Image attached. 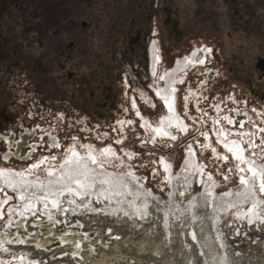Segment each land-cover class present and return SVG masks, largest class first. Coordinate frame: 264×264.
<instances>
[{"label": "flooded vegetation", "instance_id": "obj_1", "mask_svg": "<svg viewBox=\"0 0 264 264\" xmlns=\"http://www.w3.org/2000/svg\"><path fill=\"white\" fill-rule=\"evenodd\" d=\"M210 1L191 0V4L233 6L232 13L219 10L214 14L212 19L218 24L225 18L230 20L231 17H238L241 20L247 16L259 22L257 32L252 30L245 33L247 45L244 47L247 54L254 47H257L258 52L253 53L250 59L248 55L244 58L231 52L229 61L221 62L218 56L221 49L218 37L221 32L219 25L218 28L216 25L213 30L218 43L213 46L217 57L216 64L204 71L202 65L207 59L201 54L204 48L192 50L191 45L187 46L181 59H174L171 68L163 72L160 77L162 83L158 82L155 86L158 62H162V49L157 38L161 34L160 30H166L169 41L173 42L170 45L172 55L177 48L175 52H181V42L188 36V31L180 27L177 19L178 8L175 0H0V145L7 143L10 147H15L8 149L3 158L25 154L30 142L33 143L34 139L43 140L46 136L47 140L41 144L57 149L61 147V143L66 142H61L62 134L74 133L70 136L76 139L78 134L84 133L115 134L121 129L125 131V127L139 131L141 124L137 116L141 118L144 127L148 125L159 136L174 137L172 128L183 127L175 109L176 92L191 70L198 71V75H204L200 81H207L213 75L217 79L218 87L223 83L228 87L230 85V88H240L243 94L259 103L264 110V0L260 2L262 9L259 21L258 17L253 16V8L243 11L242 7L251 6L248 0ZM92 3L103 5L94 11L90 7ZM78 4L85 7L77 9ZM124 4H127L126 10L122 7ZM195 12L192 16L197 19L203 16L204 8L201 7L200 11L197 9ZM119 19H124L128 24L121 25L122 29L115 32L110 23ZM139 20L143 23L140 24ZM239 28L241 26L235 30ZM227 34H231L230 31ZM194 64L197 65L193 66ZM61 83L67 86L63 90L60 89ZM187 85L184 98L186 109L189 97L193 95L192 88L195 87ZM202 85L203 83L196 87V90ZM146 93L149 95L148 99ZM77 96L88 101L96 100L94 114L89 110L88 113L79 111L77 117L70 116L72 111L75 113L77 110L70 107L74 105L71 103L72 99ZM156 96L162 99L167 109V113L158 121L151 122L137 110L136 115H133L130 105L139 110V105L144 100L151 101L149 107L155 111ZM67 106L69 108L64 110ZM58 108H62L64 115L56 114L55 110ZM117 112L119 115L115 118L114 114ZM238 113L239 110L236 109L235 119ZM73 118L79 120V125L75 124ZM230 122L233 123L234 119ZM229 132L224 128L217 131L221 147L214 145L211 138L206 136L204 149L208 146L213 159L218 162L221 160V165L230 159L229 153L235 154V159L240 162V168L244 172L240 180L243 178L246 181L239 186L243 189L235 194L239 197H257L254 187L256 184L261 185V181L264 183V176L258 171L259 163H252V157L247 158L246 152H241L243 148H240L239 140L229 136ZM110 139L114 140V137L105 140ZM35 143L39 146V142ZM85 148L86 151L81 152L75 145L69 147L60 165L52 167L47 163L45 176L37 175L39 168L33 166L29 173L18 174L5 172L0 167V177L4 185L15 192L16 198L13 202H17L24 209L30 204V210H35V205L38 204L39 210L46 197H53L54 190L57 191V196L69 195L72 199L79 198L73 193L74 190L80 197L88 194L92 197L96 192V183L90 186L83 183L84 178L88 180L96 171L103 170L100 181L108 182L118 173L121 178H125L121 170L114 171L103 166L104 157L116 155L111 147L103 152L90 146ZM228 148L233 151L229 152ZM29 154L27 152L23 159H30ZM125 155L128 159L133 158L130 150H126ZM196 156L197 150L191 146L185 158L189 169L193 170L198 166ZM41 163L44 167V161ZM163 167L165 174L172 176L167 165ZM224 178V181L230 179L227 176ZM206 182L207 188L204 187V191L207 189L213 195L215 186L210 181ZM89 187L93 189L92 193L88 190ZM72 188L74 190L70 191ZM79 188L81 189L78 190ZM85 190H88V194ZM232 194L227 193L230 196ZM59 200L56 205H59ZM252 202L255 204L251 206L252 209L259 206L260 202L256 199ZM4 204L0 201V208ZM11 209L14 213L20 212L14 203L11 204ZM16 260L20 264L23 259Z\"/></svg>", "mask_w": 264, "mask_h": 264}, {"label": "rangeland", "instance_id": "obj_2", "mask_svg": "<svg viewBox=\"0 0 264 264\" xmlns=\"http://www.w3.org/2000/svg\"><path fill=\"white\" fill-rule=\"evenodd\" d=\"M248 1L251 2V6L242 7L243 11L253 8L252 11L255 10L253 16L258 17L259 21L262 0ZM175 2L178 8L177 19L180 21V27L188 31V36L181 42V52H175L177 48L173 50L174 54L172 55L170 45L173 42L169 41L170 38L166 30H160L161 34L157 38L162 49V62H158L155 86L158 82L162 83L160 77L163 72L171 68L176 60L181 59L187 50L186 47L190 45L192 50L204 48V53H201L207 57L202 65L204 71H207L209 66L213 67L217 58L213 52L214 43L218 44L213 35L216 25L217 28L219 25L221 32L218 37L221 47L218 56L221 62L227 63L231 52L244 58L248 55V59L253 53L258 52L257 47H254L247 54L244 47L247 45L245 33L252 32V30L257 32V23L259 22L248 18L249 16L243 17L241 20L238 17H231L230 20L225 18L219 24L212 19L219 10H228V13H232L233 6H218L216 4L196 6L191 4V0H175ZM102 5L92 3L90 7L95 11ZM82 7L85 6L76 5L77 9ZM122 7L126 10L127 4ZM201 7L204 8L203 16L194 18L192 14L197 9L200 11ZM200 13L202 14V11ZM139 23L141 24L143 21L139 20ZM125 24L128 22L119 19L110 23V26L117 32L121 25ZM238 26L241 28L235 30ZM227 31H230L231 34H227ZM198 73V71H189L185 82L179 86V90L176 92L175 109L183 127L174 126L172 128L175 139L170 136L163 138L148 128V125L144 127L141 118L137 116L141 124L139 131L125 127L123 129L125 131L121 129L115 134L84 133L78 134L76 139H72L73 136H70L74 133L67 134L68 138L67 135L62 134L60 140L66 142L61 143V147L57 149L41 144L42 141L47 140V136L43 140H33L39 142V148L37 147L38 149L30 161L35 162L37 159L44 158L45 165L43 167L42 164L37 175L45 176L47 163L52 167L60 165L69 147L75 145L81 152H85L87 146L100 152L111 147L116 155L104 157L102 159L103 166L114 171L121 170L125 176L123 179L119 173L118 175L114 174L117 176H113L112 180L106 182L100 181L103 170L100 172L95 170L96 172L92 173L90 178L87 174L89 179L84 178L83 185L90 186L96 183L94 187L96 192L92 197L83 195L72 199L69 198V195L57 196V191L54 190L53 209L47 211L45 215L52 214L59 217L62 206L61 204L56 205L58 203L56 201L60 199L59 201L62 203L66 200V204L67 201H73L76 209H72L71 213L75 214L74 218L84 221V231L91 230L96 226L100 228L96 229L98 231L110 228L114 230V235L120 236L119 240H112V242L107 238L109 235L103 237L102 242L98 245L100 251L98 250L95 257L71 258L68 256V260L60 259L59 261L64 263L67 261L69 264H74L76 261L80 264H97V261L98 264H264V192L260 190L261 185L256 184L254 187V194L257 197L251 196L252 198H250L248 195L239 197L235 193L240 189L241 174L244 172L240 168V162L235 159V154L229 153L230 159L221 165V160L218 162L213 159L208 146L204 149L206 136L211 138L214 145H222L219 142L217 131L224 128L227 132L230 131L229 136H234L239 140L240 148H243L241 152H246L247 158L252 157V163H259L258 171L264 176V110L259 103L249 98L247 94H243L242 90H239L240 88L235 89L234 86L230 88V85L228 87L223 83L218 87L216 86L217 79H214L213 75L207 78V81L204 79L200 81L204 75H198ZM202 83L201 88L196 90V87ZM62 84L61 90L67 87ZM187 84L191 88L194 85L195 87L192 88L193 95L189 97L186 109L184 98L187 93ZM148 96L146 93L147 99ZM95 101V99L88 101L77 96L71 101L74 105H70L77 110L75 113L72 111L70 116L77 117L79 111L88 113L89 110L94 114ZM150 103L152 102L144 100L139 105V110L130 105L131 112L136 115L137 110L151 122L158 121L163 114L167 113L160 97L156 96L155 111L149 107ZM68 108L69 106L64 110ZM236 109L239 110V113L235 119ZM55 111L56 114L64 115L62 108ZM114 115L116 118L119 113ZM93 119L95 120V118ZM229 119H234L235 123H231ZM74 122L79 125L78 119H74ZM70 124L68 123V125ZM37 135L40 137V134ZM111 136L114 137V140H111L112 138L105 140ZM191 146L197 150L196 164L201 170L197 167L193 170L189 169L185 163L187 151ZM3 149L4 145L1 144L0 151ZM126 150L133 152L132 159L127 158ZM0 164L2 169L23 170L27 168V164L20 162ZM163 165H167L172 176L165 174ZM15 174H18V171ZM224 176L230 177V179L224 181ZM0 181V195L6 191L12 194L15 199V192L4 185L1 177ZM206 181H210V184L215 186L213 195L207 191ZM204 187H206L205 191ZM242 189L243 187L240 190ZM88 190L93 192L90 187ZM88 190H85L87 194ZM227 193L230 195L234 193L233 197ZM254 199L260 203L255 209H252L251 206L255 205L252 202ZM90 203L97 206L87 209ZM136 205L137 207H135ZM44 206L46 205L40 206L41 210H44ZM35 207L34 212H41L40 208L37 209L38 204ZM117 209L118 211H116ZM37 213L32 214L36 216ZM11 218L14 219L11 221ZM21 218L16 213L9 214L7 211L0 217V228L8 222L21 221ZM68 222V219H64L58 231L66 228ZM14 225V223H10L2 229L6 228L12 232ZM105 243H108L106 247L103 246ZM117 248H121L120 253ZM116 250L118 251L116 252ZM85 253L88 251L83 252V254ZM111 254H118L122 257H106Z\"/></svg>", "mask_w": 264, "mask_h": 264}, {"label": "built area", "instance_id": "obj_3", "mask_svg": "<svg viewBox=\"0 0 264 264\" xmlns=\"http://www.w3.org/2000/svg\"><path fill=\"white\" fill-rule=\"evenodd\" d=\"M33 143L35 144L33 146ZM30 142L29 147H27V152H29L30 159L24 160L25 154H20L19 157H16L15 155L10 156L7 159L3 158V154L6 153V151L10 148V145L4 144L3 151H0V163L10 164L13 162H20L23 164H27V168L23 170H12V169H6L3 168L5 172H11L14 174L18 171V173H25L30 172L32 170L33 164H38L37 168H40L42 166L41 161H44L43 159L36 160L35 162H31L32 156L36 152V150L39 148L37 146V143ZM38 147V148H37ZM33 151V152H32ZM1 166V164H0ZM11 170V171H10ZM16 198V196H15ZM14 200V197L9 192L3 191L2 195H0V201L2 203H5L1 206L0 211H2V214H0V217L4 215L7 211H9V214L14 213L12 209L10 208L12 202ZM4 201V202H3ZM7 201V202H6ZM66 201V200H65ZM63 201L61 203L62 209L61 212L59 211V217L57 215H45L47 211L50 209L41 210V212L37 211L34 212L33 210H30V206L28 204V208H20L18 203L15 201L13 202L14 205L17 208H20L17 212V216L22 217L21 221H15V222H8V224H15L14 225V231L10 232L9 229H2L0 228V264H14L16 263V259L19 258H26L23 262L24 264H69V262H62L59 261L60 259L68 260L69 257H95L99 250V243L102 242V238L109 235L107 238L112 240H119V235H114V230L110 228H106L105 231H98L96 229H100L98 227H93L91 230H83L84 221L74 218V213H71L72 209H76L74 206L73 201ZM87 209L90 207H96L97 205H93V203L89 204ZM36 210V209H35ZM46 211V212H45ZM51 211V210H50ZM32 213H37L36 216ZM14 218H11V221ZM64 219H68V226L66 228H63L62 230L58 231V228L61 226V224L64 222ZM28 223V224H27ZM70 223V224H69ZM21 228V229H20ZM76 228V229H74ZM11 230V229H10ZM96 230V231H93ZM95 232H97L95 234ZM81 234V239L78 244L77 249L75 250L70 243L73 238H77V235ZM5 235H9L11 237V241L4 242L2 239ZM65 238V242H63V239ZM45 239H48L49 242H47L45 245L38 246V242L43 241ZM110 242V243H111ZM108 243L104 244V247L107 246ZM69 247V248H68ZM93 247L92 254H90V248ZM118 249V248H117ZM120 253L121 248L118 249ZM116 250V252L118 251ZM6 251V253H5ZM84 251H88V253L83 254ZM100 251V250H99ZM65 253V254H64ZM68 254V255H66ZM88 254H90L88 256ZM19 257V258H17ZM122 257L118 254H111L110 256L106 257ZM20 263V264H21ZM74 264H80V262H74Z\"/></svg>", "mask_w": 264, "mask_h": 264}, {"label": "bare ground", "instance_id": "obj_4", "mask_svg": "<svg viewBox=\"0 0 264 264\" xmlns=\"http://www.w3.org/2000/svg\"><path fill=\"white\" fill-rule=\"evenodd\" d=\"M73 191L74 189L72 188V189H70V191ZM75 191V190H74ZM73 191V193H75L76 194V196H78V197H80L81 195L79 194L78 195V193H76V191L74 192ZM88 195H90V194H88ZM46 197V196H45ZM67 199H68V197H66ZM69 198H71V197H69ZM52 197H46V200H45V202H44V205H46V206H44L45 207V209H53V205H52ZM61 203H59V205H60ZM92 204V203H91ZM122 204H124V203H122ZM130 204V203H129ZM134 204V203H133ZM104 206V205H103ZM119 207H120V205H119ZM135 207H137V205L135 206ZM79 208V207H78ZM116 208V207H115ZM125 208V207H124ZM83 209V208H82ZM107 209V208H106ZM113 209V208H112ZM120 209V208H119ZM122 209V208H121ZM126 209V208H125ZM93 210V209H92ZM101 210V209H100ZM99 210V211H100ZM95 211H97V210H95ZM106 211V210H105ZM109 211V210H108ZM116 211H118V209L116 210ZM46 212V211H45ZM113 212H114V210H113ZM119 213V212H118ZM165 225V224H164ZM81 239V234H79V235H77V238H73V240H71V244H72V246H73V248L76 250L77 249V247H78V244L76 245V243L77 242H79V240ZM4 242H9V241H11V237L9 236V235H5L4 237H3V239H2ZM66 240H65V238L63 239V242H65ZM47 242H49L48 241V239H45V240H43V241H40V242H38V246H42V245H45ZM103 246H104V244H103ZM92 251H93V247H91L90 248V254H92ZM5 253H6V251H5ZM90 254H88V256L90 255ZM19 258V257H18ZM23 260H22V262L25 260V258H22ZM17 260H16V263L14 262V264H17ZM102 262V261H101ZM21 264H24V263H21ZM97 264H98V261H97ZM101 264V263H100ZM111 264V263H110Z\"/></svg>", "mask_w": 264, "mask_h": 264}, {"label": "snow or ice", "instance_id": "obj_5", "mask_svg": "<svg viewBox=\"0 0 264 264\" xmlns=\"http://www.w3.org/2000/svg\"><path fill=\"white\" fill-rule=\"evenodd\" d=\"M200 63H203V61H200ZM172 139H175V137H172ZM105 151H108V149H105ZM229 152H232L233 149L232 148H228ZM237 159H239V156H237ZM93 163H95V160L93 159ZM38 165H34L33 167H37ZM251 170V169H250ZM246 181L242 178L241 183H245ZM260 190L261 192H264V183H261L260 186Z\"/></svg>", "mask_w": 264, "mask_h": 264}, {"label": "crops", "instance_id": "obj_6", "mask_svg": "<svg viewBox=\"0 0 264 264\" xmlns=\"http://www.w3.org/2000/svg\"><path fill=\"white\" fill-rule=\"evenodd\" d=\"M111 189H113V188H111ZM116 194H117V192H116ZM115 195V194H114ZM121 196V195H120Z\"/></svg>", "mask_w": 264, "mask_h": 264}]
</instances>
